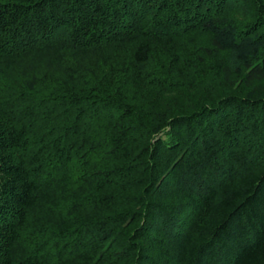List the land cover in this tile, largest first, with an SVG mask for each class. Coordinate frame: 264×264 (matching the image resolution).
I'll list each match as a JSON object with an SVG mask.
<instances>
[{"label": "trees", "instance_id": "obj_1", "mask_svg": "<svg viewBox=\"0 0 264 264\" xmlns=\"http://www.w3.org/2000/svg\"><path fill=\"white\" fill-rule=\"evenodd\" d=\"M0 264H264V0H0Z\"/></svg>", "mask_w": 264, "mask_h": 264}]
</instances>
